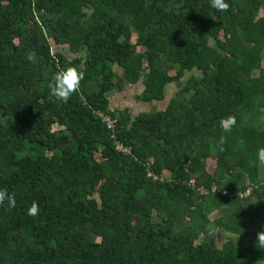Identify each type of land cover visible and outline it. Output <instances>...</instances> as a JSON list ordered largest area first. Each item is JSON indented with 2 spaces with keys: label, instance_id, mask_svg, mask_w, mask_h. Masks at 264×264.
<instances>
[{
  "label": "trees",
  "instance_id": "1",
  "mask_svg": "<svg viewBox=\"0 0 264 264\" xmlns=\"http://www.w3.org/2000/svg\"><path fill=\"white\" fill-rule=\"evenodd\" d=\"M227 3L0 0V264H264V0ZM67 67L84 79L64 103ZM138 82L147 104L170 87L165 107L111 108Z\"/></svg>",
  "mask_w": 264,
  "mask_h": 264
},
{
  "label": "clouds",
  "instance_id": "2",
  "mask_svg": "<svg viewBox=\"0 0 264 264\" xmlns=\"http://www.w3.org/2000/svg\"><path fill=\"white\" fill-rule=\"evenodd\" d=\"M210 6L218 12L226 11L229 7L227 0H210ZM32 59V57H29ZM84 79V73L78 71L74 67H67L59 71L55 77L54 82L49 83L48 88L51 97H54L58 101L67 103L72 94L79 88L80 82ZM236 124V120L233 117H227L221 121V128L224 132H230L233 126ZM224 143V137L220 138L219 144L222 146ZM223 151V148H220ZM258 164L264 166V148L257 151ZM7 202L9 207L15 205L14 197H12L7 190H0V205H4ZM38 212V206L33 203L28 209V215L34 216ZM258 240L261 244H264V235L258 234Z\"/></svg>",
  "mask_w": 264,
  "mask_h": 264
},
{
  "label": "rangeland",
  "instance_id": "3",
  "mask_svg": "<svg viewBox=\"0 0 264 264\" xmlns=\"http://www.w3.org/2000/svg\"><path fill=\"white\" fill-rule=\"evenodd\" d=\"M128 40L134 43L136 41V35L133 34L132 36L128 37ZM53 48L55 50H59V48L56 45H53ZM137 49L140 50V47H137ZM61 50L68 55H73L69 52L67 47H61ZM166 90H167V94L163 100L157 103L153 102V104H147L136 100V96L139 95L142 91L141 83L138 82L137 84H130V85L127 84L121 89V91H117V90L112 91L109 94V102L111 108L113 109L128 108L130 110V113L134 116L142 111L163 109L167 104L170 96L172 95V91L170 90V87H168ZM98 156L99 155H97V157ZM205 166L209 172H213V169L215 167V160L212 158L207 159L205 161ZM216 215L217 212H213L212 214H210V218H215ZM223 238L224 236L221 234V237L217 242L218 246H221L222 244L221 241Z\"/></svg>",
  "mask_w": 264,
  "mask_h": 264
},
{
  "label": "built area",
  "instance_id": "4",
  "mask_svg": "<svg viewBox=\"0 0 264 264\" xmlns=\"http://www.w3.org/2000/svg\"><path fill=\"white\" fill-rule=\"evenodd\" d=\"M96 115L98 116V118L101 119V122L105 124L106 128L110 131V136H114V130H115V120L108 114V113H104L101 111H96ZM115 147L116 150L121 151L124 154H129L131 152V148L125 147L123 144H121V142L119 141H115ZM146 175L147 177H150L152 180H161L162 177L158 176L157 174H155L153 172V170L150 168L149 164H147V170H146ZM188 185H190L191 187H195L194 185V179H191L190 181L187 182ZM202 188V187H199ZM251 188H248L245 192H238V195L240 197L246 196L251 192ZM221 191L222 195H230L233 196L232 193H228L226 190H221L219 187H217L216 185L212 186L211 188V192H219Z\"/></svg>",
  "mask_w": 264,
  "mask_h": 264
}]
</instances>
